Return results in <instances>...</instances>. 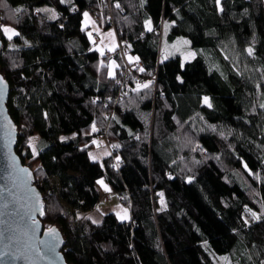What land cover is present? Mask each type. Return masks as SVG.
Listing matches in <instances>:
<instances>
[{"label": "trees", "instance_id": "obj_1", "mask_svg": "<svg viewBox=\"0 0 264 264\" xmlns=\"http://www.w3.org/2000/svg\"><path fill=\"white\" fill-rule=\"evenodd\" d=\"M6 3L0 24L20 33L9 40L0 30L15 152L43 195V227L55 225L64 237L66 263L218 264L219 256L229 264L264 262V216L252 220L244 207L260 213L264 202V0H220L223 11L215 0ZM44 7L55 9L56 18L35 11ZM85 10L104 28L112 26L125 54L139 60L130 62L116 48L111 55L119 67L109 77L111 55L91 49L82 28ZM149 18L151 31L144 25ZM165 22L170 40L187 37L198 50L183 68L179 55L159 59ZM146 80L152 81L148 89L132 91ZM36 136L45 143L33 155L27 141ZM95 137L113 148L102 162L88 155ZM100 177L129 219L113 212L98 224L88 218L100 199Z\"/></svg>", "mask_w": 264, "mask_h": 264}, {"label": "snow or ice", "instance_id": "obj_2", "mask_svg": "<svg viewBox=\"0 0 264 264\" xmlns=\"http://www.w3.org/2000/svg\"><path fill=\"white\" fill-rule=\"evenodd\" d=\"M68 2L70 3V0H68ZM140 2H141V6H143L144 0H140ZM61 3H65V0H61ZM215 3L217 5L218 10L223 11V8L220 5V0H215ZM0 7H7L6 0H0ZM116 7L117 8L120 7L118 2L116 3ZM11 11H12L13 14L21 13L22 12V6L21 7H16L15 9H11ZM24 11H26V9ZM35 11L51 13V15L49 16V19H55L56 16L58 15V13L55 11V9H52V8H49V7L37 8V9H35ZM83 17H84V20L82 22V27L84 25H87L88 23L95 24V21L91 20V17H90V14H89L88 11H84L83 12ZM171 23H175V21H172ZM144 25H145V28L148 29L149 31L152 30V28H151V19L150 18L146 19L144 21ZM168 26H169V22H165L164 23L165 31L167 30ZM61 27H63V25H61ZM0 30L3 31L4 35L9 40H11L13 36L20 35V33L17 31L16 28L11 27L9 25L0 24ZM97 31H98V29H97ZM108 35H110V36L113 35L111 30L109 31ZM88 38H89V40L92 39V33L91 32L88 33ZM178 39L182 40L184 44H189L190 43V41H188L186 38L181 37V38H178ZM27 43H28V41L25 40V44H27ZM8 47L9 48H15L16 45L15 44H9ZM112 47L114 48L115 45H113ZM166 48H167V46H165V50H166ZM97 50L101 53V55H103L104 49L102 47H98ZM246 51L248 52V54L250 56L254 55V48L252 46H249L246 49ZM182 55H184V53H182ZM193 56H195V52H191L190 51V52H188L185 55V59H189V58H191ZM162 58L166 59L167 56H164ZM128 60L130 62L131 61H138L139 57L130 56L129 55L128 56ZM103 63H104V61H100V64H103ZM13 66H15V65H13ZM114 67H119V65H117L115 61H110L109 64H108V76L109 77H114L115 76V72L113 71ZM181 67L182 68L184 67L183 62H181ZM138 70L140 72H144L145 71V69L143 67H140ZM262 78H264V77H262ZM176 79L177 80H182L183 78H182V76L177 75ZM116 82L118 84L120 83L119 80H117ZM151 84H152L151 80H146L143 83L137 81L136 87L134 89H132V91L139 92V90L142 89V88L143 89H148ZM256 86H257L258 89L261 87L258 83H257ZM6 88H7V82H6L5 78H4V76L0 75V98L3 97V94H4L5 90H6ZM140 98L143 99V97H140ZM202 102L204 104H206L209 108L213 107V105L211 103V98L209 96H203L202 97ZM93 103H95V100L93 101ZM259 106L261 108H264V101H262ZM44 115L46 117L47 113H45ZM208 127L212 128L213 130H215V125H209ZM7 128H8V135H9V137H11L14 134L15 125H12V124L9 123ZM91 129H92L93 132L97 131V127H96V123L95 122L92 123ZM75 135H76V133H73V136H75ZM220 135L223 136L224 133L221 132ZM34 139H35V137H29L27 143L29 144V146L32 147L33 155H36L37 151H36L35 146L33 145V140ZM65 139H67V137H64V136L60 137V140H65ZM189 142H191V141H189ZM91 143L99 144L100 142L97 141V140H92ZM83 147L87 148V145H84ZM113 147H119V145H113ZM203 150L204 149L201 148V151H203ZM88 155H89V157L92 160H97L98 159V157L95 156L91 152H89ZM103 155L107 156V155H110V154L108 152H104ZM53 159H55V157H53ZM115 160L117 162H119L121 160V157L120 156H116ZM242 163H243V167L246 170H248L249 173H252V169L249 168V165L247 163H244L243 161H242ZM113 166L114 167H118L119 165L117 163V164H115ZM101 167H103V164L101 165ZM8 168L14 169L17 173H26L27 176L29 178H31V173H29L27 169H24V168L16 169L15 168V158L14 157L10 161V163L8 164ZM6 175H13V173L6 171ZM254 175H255L256 179H258V180L262 179L258 172L255 173ZM169 177L171 178V174H169ZM16 179L19 180L20 177L17 175ZM194 179L195 178L193 176H191V175L186 177V180L188 182H192ZM96 183L101 185L105 189V191H110L109 186L105 183L103 177L98 178ZM4 191H7V189H4ZM159 195L161 196V201H160L161 204H164L163 193L161 192V193H159ZM28 199L31 200L32 198L28 197ZM9 205H13L14 206V202L11 201V200L6 201L5 204H4V207L7 208V207H9ZM98 207L99 206H97V208ZM244 207H245V210L247 212L251 213L252 220H257L258 221V220H261L262 216H264V202H261V212L260 213L253 212L252 209H250L248 207V205H245ZM36 210L39 211V214L41 216L45 215L44 205H43V202L41 201V199L39 197V194L36 195L34 202L32 203V205L30 207H28V209L26 211V216H27V219L30 221V223L28 225V228H25L22 231L24 232V235L28 237V241L23 246V251H21V249L19 247H17L12 252V255H13V257L22 256L25 260L31 261V264H36V262L39 261V260H47L49 262V264H54L55 258L59 257V253L56 252V245L59 242V236L57 235V230L55 228H52V227L44 229L45 235L48 236V239H41V238L35 236V232H36V229H37V226H38V221L34 218V212ZM116 215H117L118 219H120L122 221L123 220H127V219L130 218L129 215H128V209L127 208H124L122 210V212H117ZM76 218L77 219L80 218V214L79 213H77ZM88 218L91 219L90 216ZM93 223L98 224V223H100V221L93 220ZM247 223H249V221L247 219H245V224H247ZM233 231H236V230L233 229ZM0 235H2V233H0ZM7 239L9 241V244H11L13 241L17 240V237L15 236V234H13V235H9L7 237ZM203 244L205 246H207L208 241L207 240L203 241ZM7 248H8V245L6 244L5 245V249H7ZM0 255H4V252H0ZM222 259H224V257H222ZM261 264H264V262H261Z\"/></svg>", "mask_w": 264, "mask_h": 264}, {"label": "water", "instance_id": "obj_3", "mask_svg": "<svg viewBox=\"0 0 264 264\" xmlns=\"http://www.w3.org/2000/svg\"><path fill=\"white\" fill-rule=\"evenodd\" d=\"M2 48V41L0 39V50ZM1 75V74H0ZM7 88L0 98V252H4V255H0V264H31V261L25 260L22 256L13 257L12 252L19 247L23 251V246L28 241V237L24 235L22 231L28 228L30 221L27 219L26 211L28 207L32 205L37 194L43 202V195H41L39 189L34 184V174L31 168L22 163L20 156L15 152L16 138L18 135L17 126L12 121L9 111L7 110V98L11 90L8 80ZM10 124L15 125L14 134L9 137L7 126ZM15 158V168L27 169L31 173V178L26 173H17L14 169L8 168L10 161ZM6 171L12 172L13 175H6ZM20 179L17 180L16 176ZM7 189V191H4ZM28 197L32 199L29 200ZM13 201V205L4 207L6 201ZM44 204V203H43ZM41 216L39 211L34 212V218L38 221V226L35 232V236L41 239H48L45 235L44 229L49 227H43L41 222ZM57 230L59 236V242L56 245V252L59 253V257L55 258L54 264H68L63 257L62 249L64 244V237L57 226H51ZM17 237L16 241L9 244L7 237L13 235ZM8 248L5 249V245ZM36 264H49L47 260H39Z\"/></svg>", "mask_w": 264, "mask_h": 264}, {"label": "rangeland", "instance_id": "obj_4", "mask_svg": "<svg viewBox=\"0 0 264 264\" xmlns=\"http://www.w3.org/2000/svg\"><path fill=\"white\" fill-rule=\"evenodd\" d=\"M85 11H87V10H85ZM88 12L90 14L91 20L95 21V24L88 23L87 25H84L82 28L86 31L87 37H88L89 32H91L92 34L96 33L97 34V41H98L97 44H95L94 39L90 40L92 42L91 49H93L96 52H98L99 54H101L97 50V48L102 47L104 49L103 56L107 55V54L111 55L112 53H114L113 51H115L116 48H118V46H119V43H118L117 37H116V32H115L114 28L112 26L104 28L102 25L98 24V22L94 19L91 11L88 10ZM83 20H84V17L82 16L81 21L83 22ZM97 29H98V31H97ZM168 29H169V27L167 28L166 31L164 29L162 38L160 40V44H159V49H160L159 59L160 60L165 61V59L162 58L164 56H167V58H170V57H174L176 55H179L182 59V62L184 63V62H187V60H191V58L194 57L193 56L189 59H185V55L188 52H190V51L195 52V56H196L198 50L195 48H192L190 43L184 44L182 40L178 39L181 37H176L175 40H170L167 36L168 35ZM110 30L113 34L111 36L108 35ZM183 38H186L188 41H190L187 37H183ZM113 45H115L114 48L112 47ZM2 46H3V43H2ZM165 46H167L166 50H165ZM182 53H184V55H182ZM128 56H129V54H125V57L127 60H128ZM110 61H115L116 64L119 65V62H117L116 58L113 55H111L108 59H106L107 65L109 64ZM115 68L116 67L113 68L114 72H115ZM94 140L101 142V145H95L94 149L91 150L90 152L98 157V159H97L98 161L102 162L103 158H105V155H103V153L104 152L110 153L111 148L108 146L107 142L103 138L95 137ZM44 143L45 142L43 140L39 139L38 136L35 137V139L33 140V145L35 146L37 153L40 150V147L44 145ZM31 149H32V147H31ZM51 183L52 184L54 183L55 186H58L56 179H52ZM105 183L107 184L106 181H105ZM96 186H97L98 192H100V199L97 202L98 203L97 206H99V207L97 208V206H96L93 210L86 212V214L88 216H90L92 220L101 221L103 218V215L107 214L109 211H112L113 213L116 214L117 212H122V210L124 208H126L118 200L116 193L114 191H112L110 189V187H109L110 191H105V189L101 185L96 183ZM159 200L161 201V196H159ZM163 200H164V198H163ZM160 204H161V202H160ZM164 204H165V200H164ZM164 204H161V205H164ZM128 215H129V212H128ZM222 257H224V259H222ZM217 262H218V264H229L230 260H229V257L227 258L226 256H219V257H217Z\"/></svg>", "mask_w": 264, "mask_h": 264}, {"label": "built area", "instance_id": "obj_5", "mask_svg": "<svg viewBox=\"0 0 264 264\" xmlns=\"http://www.w3.org/2000/svg\"><path fill=\"white\" fill-rule=\"evenodd\" d=\"M92 37L94 38V42H95V44H97V34L96 33H93V35H92ZM117 41H118V39H117ZM118 43H119V46H118V51L121 53V54H123V55H125V49H126V45H125V43L124 42H120V41H118ZM106 141V140H105ZM108 144V143H107ZM97 145H101V142L99 143V144H97ZM108 146L111 148V151L113 150V148L110 146V144H108ZM114 165V164H113Z\"/></svg>", "mask_w": 264, "mask_h": 264}, {"label": "crops", "instance_id": "obj_6", "mask_svg": "<svg viewBox=\"0 0 264 264\" xmlns=\"http://www.w3.org/2000/svg\"><path fill=\"white\" fill-rule=\"evenodd\" d=\"M92 13V12H91ZM93 14V13H92ZM93 17H94V15H93ZM93 35V34H92ZM92 39H94L93 37H92ZM109 212H112V211H109ZM129 215H130V212H129ZM117 216V215H116Z\"/></svg>", "mask_w": 264, "mask_h": 264}]
</instances>
